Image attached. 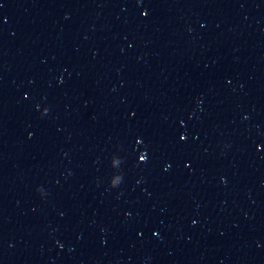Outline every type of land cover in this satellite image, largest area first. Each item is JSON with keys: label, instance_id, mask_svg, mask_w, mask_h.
<instances>
[{"label": "water", "instance_id": "95a60500", "mask_svg": "<svg viewBox=\"0 0 264 264\" xmlns=\"http://www.w3.org/2000/svg\"><path fill=\"white\" fill-rule=\"evenodd\" d=\"M0 264H264V0H0Z\"/></svg>", "mask_w": 264, "mask_h": 264}, {"label": "snow or ice", "instance_id": "6c2138e0", "mask_svg": "<svg viewBox=\"0 0 264 264\" xmlns=\"http://www.w3.org/2000/svg\"><path fill=\"white\" fill-rule=\"evenodd\" d=\"M180 139H181V140H184L185 137H184V136H181ZM136 142L138 143V141H136ZM140 160H141V161H144V160H146V157H145L144 155H141V156H140Z\"/></svg>", "mask_w": 264, "mask_h": 264}]
</instances>
